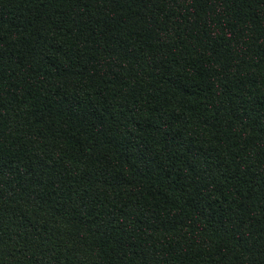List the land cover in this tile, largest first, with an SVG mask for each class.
<instances>
[{"label":"trees","instance_id":"obj_1","mask_svg":"<svg viewBox=\"0 0 264 264\" xmlns=\"http://www.w3.org/2000/svg\"><path fill=\"white\" fill-rule=\"evenodd\" d=\"M0 264H264V0H0Z\"/></svg>","mask_w":264,"mask_h":264}]
</instances>
